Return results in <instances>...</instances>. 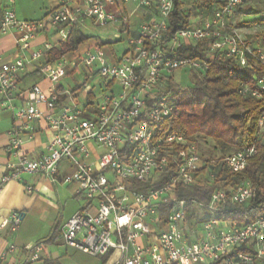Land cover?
Listing matches in <instances>:
<instances>
[{"label":"built area","instance_id":"built-area-1","mask_svg":"<svg viewBox=\"0 0 264 264\" xmlns=\"http://www.w3.org/2000/svg\"><path fill=\"white\" fill-rule=\"evenodd\" d=\"M215 1L217 6L208 15H191L190 25L164 43L173 0H80L75 6L61 3L37 21L18 19L15 0H2L0 34L15 30L20 36L16 40L18 55L0 61V107L10 111L13 119L1 149L5 159L0 158V195L11 181L32 193L33 187L22 179L24 174L43 175L61 184L75 183L76 193L86 199V205L68 218L59 237L66 247L101 257V264H264V214L247 224L213 217L226 202L244 204L251 199L253 184L245 180L232 188L229 198L219 189L208 203H193L191 208L204 211L208 217L202 219L199 230L190 228L189 210L186 202L176 197V188L213 181L211 166L215 161L206 164L196 144L178 133L156 134L157 125L173 110L167 96L159 94L162 83L176 71L200 75L214 52L232 57L240 67L260 66L263 75L257 84L264 91V47L246 43L227 23L234 9L249 0ZM125 4L152 9L155 15L141 21L136 34L127 37V50L117 60L109 61L100 47L71 61L61 57L39 66L50 83L48 88L35 84L19 89L18 80L27 65L42 59L53 47L46 42L32 48L41 31L51 28L65 41L85 18L98 25L116 21L127 25L129 14L122 9ZM189 7L181 5L182 10ZM202 41L208 45L207 60L174 55L178 45ZM80 65L94 71L104 86L91 110L78 106L71 95L67 100L59 99L68 91H60L58 83L68 69ZM114 85L119 87L117 92ZM244 90L261 97L259 91ZM17 97L23 99L21 105L13 102ZM39 120L44 121L51 137L46 151L30 158L22 147L32 139ZM258 126L263 133L264 112ZM255 152V142L240 136L236 149L218 162L237 173ZM64 160L72 172L58 180ZM171 169L174 174L162 186L145 190L133 186L157 181L162 172ZM164 206L171 208L161 215ZM21 220L18 211L0 217V233L17 229ZM24 250L30 253L28 261L34 262L42 247L27 244ZM14 252L12 247L3 251L0 264Z\"/></svg>","mask_w":264,"mask_h":264},{"label":"trees","instance_id":"trees-1","mask_svg":"<svg viewBox=\"0 0 264 264\" xmlns=\"http://www.w3.org/2000/svg\"><path fill=\"white\" fill-rule=\"evenodd\" d=\"M184 0H173V9L167 20V28L163 42H167L179 29L190 25V16L204 14L217 6L215 0H193L186 10L181 9ZM240 4L232 15L241 14ZM201 13V14H202ZM253 23H264L263 19H254ZM229 28H231L229 26ZM89 39L78 28H73L67 39L52 47L44 56L43 63H52L67 53L75 51L80 44ZM208 45L206 41L180 44L174 50L177 57L190 56L207 60ZM263 75L260 66L240 67L232 57L223 52H214L208 60V67L200 75L192 74L189 85L177 83L173 77L164 81L159 94L167 96L173 105L171 114L157 125L156 134L175 132L188 141L196 144L199 139H209L213 142V152L201 157L207 164L215 162L211 170L215 176L213 181L195 183L189 186L178 185L176 197L186 202L190 210L193 203L206 204L213 192L224 189L229 198L232 188L242 181L249 180L255 187L254 196L244 204L225 203L218 208L213 217L218 220L237 221L247 224L264 214V132L259 133L258 120L264 112V91L260 90L257 80ZM81 85H76L68 93L59 96L65 100ZM60 91L62 89L58 88ZM249 91H259L260 98L253 97ZM90 104L93 96L88 94ZM246 136L255 142L256 152L249 158L246 167L240 172H232L226 165L218 161L226 154L234 151L237 139ZM206 164L201 169L206 170ZM174 174V169L165 170L159 180L134 183V187L142 190L159 187ZM170 206L160 208L161 215L168 213ZM208 216L205 215L203 219ZM59 236L58 227L53 228V234L48 241Z\"/></svg>","mask_w":264,"mask_h":264},{"label":"crops","instance_id":"crops-1","mask_svg":"<svg viewBox=\"0 0 264 264\" xmlns=\"http://www.w3.org/2000/svg\"><path fill=\"white\" fill-rule=\"evenodd\" d=\"M80 2V0H15L14 9L16 13V17L18 19L29 20V21H37L41 20L48 16L49 12L52 11L54 8L59 6L61 3H68L70 6H75ZM2 7L3 3L0 0V21L2 16ZM122 9L129 14V22L127 25H123L121 22L116 21L113 24H117L118 33H114L115 40H102L101 38L93 35H88L82 30V26H85V20L89 18L83 19L82 23L78 25V28L84 35L88 36L89 39L80 44L79 47L70 53H67L63 56L67 61H71L73 59H77L85 54L86 51L92 50L95 47H100L103 49L107 59L109 61L117 60L121 54H123L127 50V45L122 50L114 49L113 44L117 42H125L128 36H133L137 32L138 25L141 21L147 20L155 15L152 9L147 8H137L132 4H125ZM91 20V19H90ZM91 22H93L91 20ZM20 34L15 31L11 30L8 33L0 34V61H10L13 60L16 55H18L19 50L16 45V40ZM50 43L53 47L57 46L60 42L59 36L56 32L51 28H46L45 30L41 31L36 38L32 42V48H39L44 43ZM44 57L37 61L30 62L24 73L18 80V86L20 90L27 89L32 85H39L41 88L46 89L50 86L49 81L40 73L39 66L43 63ZM75 71H80L82 73V83L75 84L71 88H66L62 84V79L67 77L69 74L75 73ZM67 75L61 79L60 83H58L57 87L61 88L62 91H70L76 85H83L84 83L90 81L92 78L97 77L98 79L88 91L80 95L79 90L80 87L71 94V98L75 103H77L80 107H87L88 109H93L95 106V102L99 99L101 94L103 93L104 86L102 80L98 77V75L92 71L91 69H86L83 66H78L74 69H68ZM97 88L99 90L98 97L94 94V89ZM88 94L93 96L92 104H90V99H88ZM81 96V97H80ZM69 96L66 98H70ZM82 98V101H81ZM97 99V100H95ZM15 104L21 105L23 103V99L17 97L14 101ZM42 111H45V107L42 104L38 105ZM6 125L4 130L0 132V158L2 160L5 159L4 155L1 152L2 147L7 142L6 132L11 127L13 123L12 115L10 111L6 109L0 108V122H5ZM51 137V133L46 129L45 123L43 120H39L34 124V132L32 139L27 140L23 144V151L26 155L30 158H36L41 155L43 152L46 151V145ZM72 172L71 167L69 166L68 161L64 160L61 162L59 177L58 180L62 176L70 175ZM33 179L32 181L26 183L33 187V192L28 193L25 190L24 185L19 182L11 181L9 182L2 194L0 195V217H4L7 213L11 211H21L22 218L24 217V211L34 209V207H38L37 201L39 199H49L51 202L54 200V190L59 187L63 193V203L65 205H69V212L67 214H62L61 219L65 221L59 222L57 224H51L52 228L58 227V231L60 233V229L63 224L68 220V218L76 211V209L80 206L81 197L76 193V184L71 182L68 184H61L60 182H51L47 177L43 175H35L32 174ZM23 179V178H22ZM55 188V189H54ZM25 195V197L22 196ZM48 195L52 196L49 197ZM85 204L81 205L80 207H85ZM67 215V216H66ZM45 216H43L44 218ZM33 244L31 242L26 243ZM7 248L5 247V243L0 241V254L5 251ZM11 254V253H9ZM7 255V259L4 264H22L21 260H17L12 256ZM101 264V263H100Z\"/></svg>","mask_w":264,"mask_h":264},{"label":"rangeland","instance_id":"rangeland-1","mask_svg":"<svg viewBox=\"0 0 264 264\" xmlns=\"http://www.w3.org/2000/svg\"><path fill=\"white\" fill-rule=\"evenodd\" d=\"M192 1L193 0H184L183 4L188 6ZM201 13L202 11L198 14L199 18L208 15L206 12L204 14ZM257 18H264V0H249L246 4L241 6V14L239 16H230L227 23L246 43L253 47H264V23L252 22ZM195 21L197 22L199 20L197 19ZM117 26V24L113 23L98 25L91 22L90 19H87L85 20V26H82V30L86 34L97 36L102 40L113 41L116 38L114 37V33H118ZM125 46V42L113 44L114 49L118 50H122ZM191 75L192 73L187 71H176L173 73L172 77L181 85H189L191 83ZM97 79V77H94L90 81L84 83L80 87L79 94L82 95L88 91ZM79 83H82V73L80 71H75V73L69 74L62 79V84L66 88H71L73 85ZM118 90L119 87L114 85L113 91L117 92ZM94 94L96 97L100 94L97 88L94 89ZM5 125L6 121L0 122V132L4 130ZM196 146L201 157L207 156L209 152L215 153L213 150V142L209 139H199L196 142ZM33 177L34 176L31 174L22 175V178L28 182L32 181ZM53 193V202L49 199H39V201H37V208L34 207V209L30 211H24L25 215L17 229L10 230L8 228L0 233V241L5 243V247L7 249L12 247L15 250V252L9 254V256L21 260L23 264H100L103 261L101 257L90 256L78 250L66 247L59 236L52 241H48L53 234L51 224L63 223L66 217L61 219L62 214H67L69 212V205L63 203L61 188L57 187ZM22 196L25 197L24 194H22ZM48 196L52 197L50 195ZM85 202L86 199L81 198L79 203L80 206L85 204ZM80 206L76 210L81 209ZM19 213L22 212L19 211ZM8 215L9 213L5 216ZM205 215L204 211L190 208L187 217V225L194 230H199L200 223ZM43 216L45 217L43 218ZM28 242L38 244L42 247V251L38 254V259L34 262L28 261L30 253L24 250V246Z\"/></svg>","mask_w":264,"mask_h":264}]
</instances>
